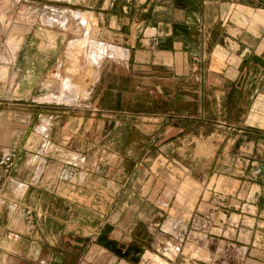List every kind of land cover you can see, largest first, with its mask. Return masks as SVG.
<instances>
[{
	"label": "crops",
	"instance_id": "1",
	"mask_svg": "<svg viewBox=\"0 0 264 264\" xmlns=\"http://www.w3.org/2000/svg\"><path fill=\"white\" fill-rule=\"evenodd\" d=\"M68 2L57 12L97 29L84 96L64 64L73 15L29 0L27 31L0 51V264L132 261L151 215L175 230L210 209L262 221L245 206L264 196V0ZM214 136L231 165L176 146Z\"/></svg>",
	"mask_w": 264,
	"mask_h": 264
},
{
	"label": "rangeland",
	"instance_id": "2",
	"mask_svg": "<svg viewBox=\"0 0 264 264\" xmlns=\"http://www.w3.org/2000/svg\"><path fill=\"white\" fill-rule=\"evenodd\" d=\"M37 2L41 7L44 5L41 4H49L51 8L55 11L44 12V16H54L55 20L60 15L67 17L69 15H73L74 18H70V39H80L75 42L66 43L65 46V59L64 64L67 66L70 62L74 63L69 64L68 73L69 76H73L75 80V86L77 87L76 82L80 84L81 93L78 95L79 97L84 96L86 94L87 86L92 78L93 69L90 64L87 63V66L84 65L88 59V52L92 51L93 43L90 39H94L96 33V27H94L95 20L91 18V24L85 26V28H81L76 26L79 17H76L77 12H66L61 13L57 12V9H65L70 8L68 0H31ZM74 1V0H72ZM29 0H0V51L10 50L16 46L15 37L18 34H24L29 26L28 22L22 23V26H19L20 21H28L29 12H28ZM50 20L52 18L50 17ZM25 26V27H24ZM85 39L81 40V38L85 37ZM73 43H78L74 44ZM84 44V45H83ZM82 45V46H81ZM104 45V44H102ZM69 52L73 53L70 55ZM63 62V61H62ZM78 67V69H77ZM73 68V69H72ZM85 68L84 72L81 73V69ZM73 71H72V70ZM75 71V72H74ZM68 73L65 72L66 75ZM62 89V85H59V91ZM61 94V93H60ZM158 135H156L150 143V146H153L157 142ZM219 138V139H218ZM226 141H222V136H214L213 140H207L205 138H198L189 143V141H178L176 146H187L191 148H197V158L199 160L206 159V153L210 152L208 158L211 157L214 161L219 159V164L223 165L226 163H234L233 156L230 161H227L228 157L218 156L222 146ZM185 144V145H184ZM233 146V145H232ZM235 149V148H233ZM190 157L187 156L185 158L186 163H190ZM231 163V164H232ZM230 164V165H231ZM226 165V164H225ZM203 166H199V168ZM220 167V166H218ZM179 174V172H178ZM183 177L187 174V172H181ZM221 174L225 175V173L211 172L212 181L219 179H226L222 177ZM197 179H206L210 178L209 173L197 171L196 172ZM254 174L249 175V179L253 178ZM168 179V178H167ZM196 179V180H197ZM187 180H193L187 178ZM221 181V180H220ZM219 181V182H220ZM203 185L199 182L198 184ZM220 185V183H219ZM188 186V185H187ZM259 190V188H254L252 191L255 192ZM263 191V190H262ZM259 209H256V204L250 203L245 206V212L252 213H260L259 211H263L264 214V196L261 198ZM256 202L257 198H256ZM152 212V211H151ZM205 214H200L197 216V220L192 221L185 218L182 214V222L183 229L178 230L174 229L175 222L173 218L163 217L161 218L159 215L150 216L149 219H146L147 225L150 227V230L143 229L144 235L148 236V241L144 240V244L146 248H142L139 256L132 260L125 262L124 260H118L117 262H108V264H243L242 261H232V259H227L226 254H242L245 259V264H264V219L260 221V219H254L249 217H241L238 211L235 213H228L226 215L225 212L216 215L212 212V210H204ZM232 213V215H231ZM231 216H230V215ZM247 215V214H246ZM148 220V221H147ZM175 220V219H174ZM213 223V225H212ZM143 224L139 225V230L144 228ZM191 225V226H190ZM197 228L196 230L192 227ZM213 226V227H212ZM160 227H164L167 233H161ZM244 229V230H243ZM254 231L252 232V230ZM142 230V231H143ZM141 231V233H142ZM232 231V233H230ZM241 234H239V232ZM213 232V233H212ZM155 234L152 245H150L152 234ZM220 233V235H218ZM216 238H220L224 241L217 240ZM239 238V239H238ZM239 241H238V240ZM235 244V245H234ZM173 246L175 247L173 249ZM197 246V247H196ZM242 246V247H241ZM196 247V248H195ZM169 248V249H168ZM178 250H177V249ZM180 248V249H179ZM234 248L237 250H234ZM253 248V250H252ZM171 249V250H170ZM176 250V251H175ZM192 250V251H191ZM259 250V251H258ZM93 250L88 253V259H93V256L97 254ZM149 252V253H148ZM177 252V253H174ZM146 253H148L146 255ZM146 255V256H145ZM211 255V256H210ZM158 257L159 259L155 260L154 257ZM196 256V257H195ZM200 256V257H199ZM256 256H258L256 258ZM149 257V259H148ZM148 259V260H147ZM162 260V261H161ZM106 260L102 256L100 259L96 260V264H106Z\"/></svg>",
	"mask_w": 264,
	"mask_h": 264
},
{
	"label": "bare ground",
	"instance_id": "3",
	"mask_svg": "<svg viewBox=\"0 0 264 264\" xmlns=\"http://www.w3.org/2000/svg\"><path fill=\"white\" fill-rule=\"evenodd\" d=\"M77 44H78V43H77ZM70 53H71V52H70ZM70 53H69V54H70ZM71 54H72V53H71ZM72 69H73V68H72ZM72 69H71V70H72ZM78 70H79V69H78ZM72 71H73V70H72ZM74 72H75V71H74ZM68 81H69V80H68ZM174 248H175V247L173 246V249H174ZM168 249H169V248H168ZM176 249H177V248H176ZM179 249H180V248H179ZM170 250H171V249H170ZM177 250H178V249H177ZM175 251H176V250H175ZM173 253H174V252H173ZM175 253H177V252H175ZM175 253H174V254H175ZM210 256H211V255H210ZM195 257H196V256H195ZM199 257H200V256H199ZM154 259L157 260V259H159V258L155 256ZM161 261H162V260H161Z\"/></svg>",
	"mask_w": 264,
	"mask_h": 264
}]
</instances>
